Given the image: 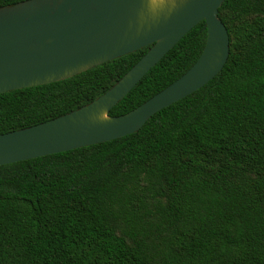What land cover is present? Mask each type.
<instances>
[{"label": "trees", "instance_id": "1", "mask_svg": "<svg viewBox=\"0 0 264 264\" xmlns=\"http://www.w3.org/2000/svg\"><path fill=\"white\" fill-rule=\"evenodd\" d=\"M218 17L221 71L139 130L0 165V264H264V0H224ZM205 39L201 20L109 113L178 78ZM150 46L0 93V133L90 102Z\"/></svg>", "mask_w": 264, "mask_h": 264}, {"label": "water", "instance_id": "2", "mask_svg": "<svg viewBox=\"0 0 264 264\" xmlns=\"http://www.w3.org/2000/svg\"><path fill=\"white\" fill-rule=\"evenodd\" d=\"M224 0H22L0 7V93L66 79L144 46L111 87L65 114L0 133V165L71 150L139 130L156 112L193 93L223 68L229 35ZM206 39L196 61L147 100L110 109L199 21Z\"/></svg>", "mask_w": 264, "mask_h": 264}]
</instances>
